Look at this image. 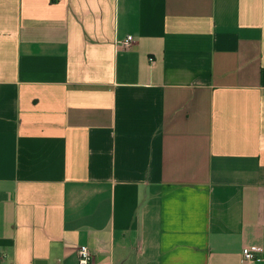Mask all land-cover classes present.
<instances>
[{"label":"crops","instance_id":"1","mask_svg":"<svg viewBox=\"0 0 264 264\" xmlns=\"http://www.w3.org/2000/svg\"><path fill=\"white\" fill-rule=\"evenodd\" d=\"M81 246L264 264V0H0V264Z\"/></svg>","mask_w":264,"mask_h":264},{"label":"built area","instance_id":"2","mask_svg":"<svg viewBox=\"0 0 264 264\" xmlns=\"http://www.w3.org/2000/svg\"><path fill=\"white\" fill-rule=\"evenodd\" d=\"M131 41L132 40L129 37V38H126L123 43L125 46H129ZM260 251L261 249H248V248L244 249L242 251L243 260L246 262H252L255 258V255L259 253ZM77 261H78V264H91L92 256L86 246H81L77 249Z\"/></svg>","mask_w":264,"mask_h":264}]
</instances>
